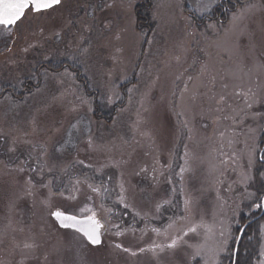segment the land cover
Returning <instances> with one entry per match:
<instances>
[{"label":"rangeland","instance_id":"rangeland-1","mask_svg":"<svg viewBox=\"0 0 264 264\" xmlns=\"http://www.w3.org/2000/svg\"><path fill=\"white\" fill-rule=\"evenodd\" d=\"M151 1V32L147 0L0 28V264H234L250 225L264 264V0L203 25L218 0ZM55 210L97 218L102 245Z\"/></svg>","mask_w":264,"mask_h":264},{"label":"trees","instance_id":"trees-1","mask_svg":"<svg viewBox=\"0 0 264 264\" xmlns=\"http://www.w3.org/2000/svg\"><path fill=\"white\" fill-rule=\"evenodd\" d=\"M145 3V4H144ZM240 0H218V5L214 8V10L212 11V14H206L203 17H199L196 13L192 12V17L195 19V21L197 22L198 25H203L205 24L206 21H211V20H215V21H220V22H226L229 18L230 13L234 12L236 9L239 8V6H241ZM152 1L151 0H147V2H142V4H139L136 8V16L138 19V23H139V30H149V32L153 31L154 29V23L152 22V16H151V12H152ZM43 66L45 65H41L40 68L43 69ZM49 68V70L54 71V72H58L60 70H63L64 68H67V66H60L57 67L56 69H54L52 66L47 65L46 68ZM74 71V70H73ZM76 72L78 73V79L84 81L81 76L80 73L78 72V70H76ZM40 73V72H39ZM38 73V74H39ZM42 78L39 75V81H41ZM30 82H28L29 84ZM85 83V82H84ZM29 86V85H28ZM10 91V94H13V91L10 89L8 90ZM24 91H28L29 93L33 92L32 88L26 89L24 88ZM23 94L20 97V100L23 98ZM114 112L116 111V108H113ZM98 113V111H96ZM112 113V114H113ZM99 115V116H98ZM102 115V113H98L96 114V119H106L107 121H109L112 117V115H104V116H100ZM264 134L262 135V144L264 143ZM257 179L255 180L256 183H254L253 189L256 190L257 194H258V198L263 195L264 196V180H260V175H259V170H257ZM248 207L243 208L242 212L239 215V220L241 221V219H243V221H246L249 217L246 216V212L248 211L247 209ZM257 214L252 213L250 218H253L254 216H256ZM246 218V219H245ZM260 221V220H258ZM240 223V222H239ZM258 223V222H255ZM254 223V224H255ZM253 225H250L247 230L245 231V233L243 234V237L241 239L240 242V246H239V250H238V255H237V262L236 264H254L256 263L259 259H260V248H258V246H255L256 242H259L258 237H256V234L258 233L257 231L254 232V234H252L253 231ZM239 231V230H238ZM225 259H233V255L231 256H226Z\"/></svg>","mask_w":264,"mask_h":264},{"label":"snow or ice","instance_id":"snow-or-ice-1","mask_svg":"<svg viewBox=\"0 0 264 264\" xmlns=\"http://www.w3.org/2000/svg\"><path fill=\"white\" fill-rule=\"evenodd\" d=\"M59 3L60 0H0V25H15L25 16L27 10L33 9L35 12L39 13L42 10L50 9ZM54 215L58 218H62V223L64 220L72 221L73 226L75 223H79L74 216H64L61 212H56ZM90 220H92L93 226L90 229L81 228L80 231L84 232L92 244H99V222L95 221L93 218H90ZM191 231H195V229H191ZM175 244L176 241L174 240L170 246H175Z\"/></svg>","mask_w":264,"mask_h":264},{"label":"water","instance_id":"water-1","mask_svg":"<svg viewBox=\"0 0 264 264\" xmlns=\"http://www.w3.org/2000/svg\"><path fill=\"white\" fill-rule=\"evenodd\" d=\"M60 2H61V0H60ZM56 5H58V4H56ZM56 5H54V6H56ZM263 210H264V199H263ZM56 212H61V213L64 214V216H74V217L77 218V221H79V223H75L74 226H73V222L72 221L64 220V222L62 223L61 222L62 218H58L56 215H54V213H56ZM52 217L55 219V221L58 223V225L60 227L75 230L78 233H80L81 235H83L88 240L87 236L84 234V232L80 231V229L81 228L90 229L93 226L92 225V220H90V218H93L92 216H83V217H81V216H77V215H74V214H71V213L63 212L61 210H55L52 213ZM93 219L95 221H98L99 222V220L97 218H93ZM65 225H68V226H65ZM99 225H100V227H99V230L98 231H99V236H100V243L99 244H92L91 241L88 240V242H90L94 246H99V245H101L103 243L102 224L99 222ZM244 229L245 228H243L241 230V232H240V234L238 236L237 242H236L234 264H236V257H237V253H238L239 243H240L242 234L244 232Z\"/></svg>","mask_w":264,"mask_h":264},{"label":"flooded vegetation","instance_id":"flooded-vegetation-1","mask_svg":"<svg viewBox=\"0 0 264 264\" xmlns=\"http://www.w3.org/2000/svg\"><path fill=\"white\" fill-rule=\"evenodd\" d=\"M29 10H30V9H29ZM29 10L26 11V14H27V12H28ZM26 14H25V16H26ZM25 16L22 18V20L25 18ZM22 20H20V21H22ZM20 21H19V22H20ZM19 22H17L14 26H10V27L0 25V28H2V29H4V30H5V29H6V30H9V29H13V30H15V29H16V26L18 25Z\"/></svg>","mask_w":264,"mask_h":264}]
</instances>
